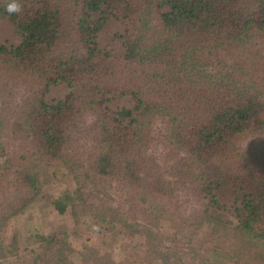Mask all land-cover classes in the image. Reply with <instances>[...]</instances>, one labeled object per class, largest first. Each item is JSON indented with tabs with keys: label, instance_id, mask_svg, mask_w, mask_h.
Listing matches in <instances>:
<instances>
[{
	"label": "trees",
	"instance_id": "1",
	"mask_svg": "<svg viewBox=\"0 0 264 264\" xmlns=\"http://www.w3.org/2000/svg\"><path fill=\"white\" fill-rule=\"evenodd\" d=\"M105 13L125 21L122 55L97 42ZM2 14L22 39L0 44V264H76L65 232L7 241L46 163L70 176L55 210L151 264H213L198 239L209 211L264 239V0H0Z\"/></svg>",
	"mask_w": 264,
	"mask_h": 264
},
{
	"label": "rangeland",
	"instance_id": "2",
	"mask_svg": "<svg viewBox=\"0 0 264 264\" xmlns=\"http://www.w3.org/2000/svg\"><path fill=\"white\" fill-rule=\"evenodd\" d=\"M100 21L97 42L108 46L117 55L123 54L122 39L125 21L113 15ZM19 18L11 14L0 15V44L15 46L22 39ZM54 94L64 92L65 85L57 83L51 87ZM51 95V91L48 93ZM130 105L127 97L113 101L112 107ZM70 176L56 164H44L40 172L41 192L34 201L12 215L9 219L7 241L22 251L27 246H36L37 233L50 235L65 232L68 243L73 247L70 258L76 264H151L154 258L149 252L130 248V244L111 232L97 231L92 222L83 217L76 220L68 207L64 212L55 210L50 198L69 186ZM231 195L223 196L229 201ZM229 203V202H228ZM165 234L174 229L173 214L166 210L164 203L154 204ZM198 239L207 248L213 264H264V239H249L241 235L233 221L224 213L209 211L205 215ZM184 248L186 242L179 243ZM109 261L110 263H108ZM107 262V263H106ZM159 264V263H156Z\"/></svg>",
	"mask_w": 264,
	"mask_h": 264
},
{
	"label": "clouds",
	"instance_id": "3",
	"mask_svg": "<svg viewBox=\"0 0 264 264\" xmlns=\"http://www.w3.org/2000/svg\"><path fill=\"white\" fill-rule=\"evenodd\" d=\"M7 11H8L9 13H12V12H18V11H20V8H19V6H18L17 4L12 3V4H9V5L7 6Z\"/></svg>",
	"mask_w": 264,
	"mask_h": 264
}]
</instances>
